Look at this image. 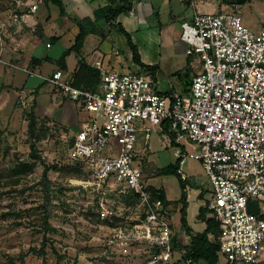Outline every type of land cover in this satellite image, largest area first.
Listing matches in <instances>:
<instances>
[{"label": "built area", "instance_id": "1", "mask_svg": "<svg viewBox=\"0 0 264 264\" xmlns=\"http://www.w3.org/2000/svg\"><path fill=\"white\" fill-rule=\"evenodd\" d=\"M16 6L10 19L0 22V64L27 72L2 57L9 29L38 10L36 0H18ZM240 7L197 13L182 24L186 55H197L202 65L185 98L160 93L154 74L137 64L135 70L120 73L94 61L92 67L100 73L96 88L75 86L62 70L40 76L88 114L71 150L88 171L85 187L100 196L137 197V205L145 208V220L114 230L113 244L145 242L152 255L146 264H167L172 257L171 215L161 198L153 199L137 149L139 132L145 133L143 150L150 149L155 128L178 145L200 147L190 156L202 162L212 185V198L204 206L219 226L210 237L220 246L222 264H256L262 255L264 22L258 30L249 28ZM27 97L22 106L30 110L34 98ZM253 198L261 212L253 209ZM102 200L105 219L109 212Z\"/></svg>", "mask_w": 264, "mask_h": 264}, {"label": "rangeland", "instance_id": "2", "mask_svg": "<svg viewBox=\"0 0 264 264\" xmlns=\"http://www.w3.org/2000/svg\"><path fill=\"white\" fill-rule=\"evenodd\" d=\"M173 1L177 3L174 5L176 29L181 33V23L192 15L193 8L187 6L190 0ZM193 2L197 6L205 3L208 6L205 11L210 13H227L241 4L238 11L253 30H258L264 20V0ZM167 10L161 17L164 22L170 21V10ZM111 37L120 51L118 58L124 60L127 55L124 36L116 32ZM2 57L27 72L33 70L20 65L16 59L6 58L5 54ZM190 58L198 60L197 55ZM54 68V64H46L43 75ZM193 69L199 73L202 65H194ZM39 73L38 70L29 76L23 70L0 64V85L4 83L0 88V264L148 263L152 255L145 242L113 244L114 230L123 226L130 228L134 222L145 220V208L137 205L139 201L135 197L113 193L100 196L85 187L88 171L72 157L71 150L77 129L88 114L78 104L65 101ZM171 80L176 83V92L182 98L187 97L190 80L177 77ZM29 94L34 101L27 110L22 100ZM137 138L148 185L151 178V184L164 187L168 198L173 201L178 198V178L162 175L161 171L176 165L181 158L179 172L188 183L186 193H190L191 212L199 202L192 187L198 185L206 202L211 200L213 189L204 166L190 156L200 152L199 146L178 145L167 133L160 134L158 128L152 132L149 150H143L145 133L139 132ZM101 199L109 212L105 219L101 218ZM252 201L253 209L261 212L260 203L254 198ZM177 209L178 205L171 211V224L178 223ZM173 233L181 239L174 227ZM167 264H184L180 252L173 254ZM256 264H264V244Z\"/></svg>", "mask_w": 264, "mask_h": 264}, {"label": "crops", "instance_id": "3", "mask_svg": "<svg viewBox=\"0 0 264 264\" xmlns=\"http://www.w3.org/2000/svg\"><path fill=\"white\" fill-rule=\"evenodd\" d=\"M17 1L0 0V22L10 19L11 14L17 9ZM60 1L65 8V16L61 15L60 8L57 5L46 2L45 0H36L38 5L37 12L29 15L25 22L19 25H13L9 29L4 39L3 55L5 54L8 59L18 60L20 65L31 67L33 69L31 72L34 74L39 70L40 73L38 76H51L57 70H62L65 76L72 80L78 73L82 62L94 69L92 67L93 62L101 60L106 68L120 73H127L136 69V63L132 59V52L127 38L123 34V41L127 45V55L124 60L118 58L120 51L113 45L112 41L114 40L111 37L118 30L113 29L105 20L95 21V24L97 29L106 35V38L98 35H89L85 40L80 54L75 52L70 53L66 57V62L63 66L61 57L75 45L76 37L79 33L77 24L87 18L94 20L95 11L105 7L108 3L107 0ZM128 1L132 5L131 11H133V14H130V12L121 14L113 24H121L131 35L133 43L138 47L143 64L158 68L154 74L157 90L164 95H169L173 92L177 93L176 83L171 79L177 77L180 80L189 79L191 82L197 73L193 69V66L199 64L198 60L192 61L186 55V44L181 40V33L176 29L177 23L175 20L174 5L177 3L173 0ZM187 6L193 8V13L190 17L182 21L181 24L190 21L197 13H210L205 11L208 8L205 3L197 6L193 0H190L187 1ZM168 8L170 10V21L164 22L161 20V17L165 15ZM46 64H54L55 68L48 75H43ZM25 73L33 76L27 72ZM97 84L98 79L94 80L89 88H96ZM3 85L4 83L0 85V88ZM29 91L37 93L38 90ZM62 98L67 101L65 97L62 96ZM80 110H77L78 113ZM87 118L88 115L81 121L77 132L81 129ZM150 179L148 180L149 186L156 190L162 189L166 195L164 187L151 184ZM178 189L179 196L174 201L166 195L169 202L167 209L170 213L171 211L174 212L176 205H178V223L176 225L173 221L172 225L174 226L172 228L174 227V231L178 233L182 240L188 241L189 236L182 229L180 221L182 196L179 182ZM193 191L199 202H197L196 208L192 213L189 201L190 193L187 195V223L192 236H201L207 227L206 223L199 218L200 208L206 202L205 194L200 197L198 193H203V190L198 185L193 188Z\"/></svg>", "mask_w": 264, "mask_h": 264}, {"label": "trees", "instance_id": "4", "mask_svg": "<svg viewBox=\"0 0 264 264\" xmlns=\"http://www.w3.org/2000/svg\"><path fill=\"white\" fill-rule=\"evenodd\" d=\"M46 2H51L57 5L60 8L61 15L65 16V8L60 0H45ZM107 5L103 8L95 11L94 20L85 19L79 22L77 25L79 27V33L76 37L75 45L66 51L62 57L61 62L63 66L66 62V57L75 52L80 54L81 49L84 46L85 40L89 35H98L102 38H106V35L101 33L95 24V21L105 20L107 24H109L113 29H117L119 33L123 34L127 38L128 45L132 52L133 61L141 66V68L145 71L156 73L157 67L146 66L141 62L140 54L138 47L133 43L131 35L125 30V28L121 25L113 24L114 21L121 14L128 13L132 10V5L128 0H107ZM100 73L98 70L90 68L85 63H81L78 73L73 78V84L77 87L89 88L94 80H99ZM33 117V116H32ZM32 126L33 124L30 123ZM34 149V146H32ZM34 153V152H33ZM180 161L181 158L178 159L176 165H170L164 170L161 171L162 175H174L178 178L179 184L181 187V226L185 231L187 236H189V240L178 239L174 233L172 236V255L177 251L181 254V261L184 264H222L223 258L220 254V246L214 236L210 237V235L217 234L219 230L218 223L214 218L208 217L209 211L206 206H202L199 211V218L206 223V230L203 232L201 236H192L190 233V229L187 223V208H188V199L186 193L187 181L183 180L180 174ZM196 186L192 187L195 188ZM152 192L153 199L161 198L165 206L168 207L169 202L166 198V195L161 190H156L150 187ZM203 193L200 194L202 197ZM137 200L138 198L135 197ZM171 215V213H170ZM173 230V228H172ZM183 253V254H182Z\"/></svg>", "mask_w": 264, "mask_h": 264}]
</instances>
